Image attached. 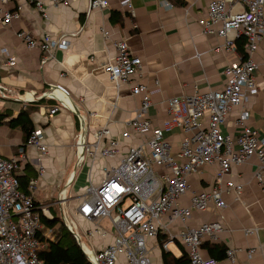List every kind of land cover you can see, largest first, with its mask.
I'll list each match as a JSON object with an SVG mask.
<instances>
[{"label":"built area","instance_id":"1","mask_svg":"<svg viewBox=\"0 0 264 264\" xmlns=\"http://www.w3.org/2000/svg\"><path fill=\"white\" fill-rule=\"evenodd\" d=\"M9 1L16 3L11 10L0 9V27L21 15L22 6L18 0H0L2 4ZM25 1L39 11L41 17H48L45 0ZM48 1L57 5L66 0ZM164 4L172 7L168 0ZM107 5L108 0H90L91 9H103ZM199 25L202 34L214 33L222 37L226 50L234 48L239 36L244 37V55L225 65L222 71L225 81L219 89L169 97L166 118L155 123L149 115L151 90L141 80L142 59L130 51L126 39H120L114 42L115 53L102 69L116 88L127 86L130 93L138 97L136 109L125 121L119 138L112 135L107 125L90 129L84 118L78 116L75 148L79 161L117 159L115 165L103 167L100 182H89L79 195L74 209L78 225L61 213L67 230L73 234L90 264H151L148 242L159 235L166 238L161 243L163 249H167L170 242L181 244L189 264H222L204 255L201 246L205 237L217 238L223 230L222 222L214 220L188 226L193 211L221 210L226 206L225 194L238 196L242 184L229 177L231 167L242 165L252 157L258 159L254 176L264 191V135H259L248 122L244 104L248 93L258 91L255 84L258 65L252 55L264 38V0H212L206 15L199 19ZM109 35V31L103 29V37ZM15 36L28 48H38L43 60L53 58L55 50L68 47L66 40L47 32L35 37L31 31L20 29L15 31ZM0 54L5 66L15 65L16 57L8 47H1ZM3 90L7 88L0 83V92ZM56 92L69 97L63 86L51 85L43 94L57 101L48 108L49 114L61 109L76 113L75 108ZM30 100L31 95L21 107L25 108ZM235 107H240L235 121L239 132L231 138L222 132L221 126ZM89 130H92V140L86 136ZM175 130L181 134L176 143L167 137ZM133 138L137 141L126 142ZM25 147L38 152L37 161L47 153L48 146L40 129L34 128L23 146L10 157L0 154V264H44L38 252L53 238L52 229L41 221L42 216L51 219L49 206L35 201L37 179L42 173L40 165L37 166L38 176L28 180L25 190L20 189L18 176L24 163L29 161ZM213 163L217 168L209 187L193 192L188 204H182L180 200L189 190L190 176ZM102 220H107L114 230L107 243L96 240L108 234ZM177 224L182 227H176ZM77 229L82 230L84 240L80 233L74 232ZM256 230L257 227H252L246 232ZM253 251L249 249L248 255ZM234 252V249H226L227 258L232 259Z\"/></svg>","mask_w":264,"mask_h":264},{"label":"crops","instance_id":"2","mask_svg":"<svg viewBox=\"0 0 264 264\" xmlns=\"http://www.w3.org/2000/svg\"><path fill=\"white\" fill-rule=\"evenodd\" d=\"M128 1L108 0L107 7L91 9L90 0H66L57 5L45 0L48 17L44 19L25 0H18L22 6L20 17L0 27V48L8 47L16 57L15 65L8 67L0 54V83L7 88L0 92V112L7 110L13 117L17 116L22 102L31 95L29 102L35 105L29 117L34 128L42 131L48 147L47 153L38 161V152L25 147L29 161L24 163L20 174L28 166L38 176L37 166L42 167L35 201L58 208L60 215L66 211L74 215L84 187L89 182H100L103 167L117 162V159L92 161L89 158L79 161L75 148L78 116L84 118L90 129L107 125L112 135L119 138L125 121L138 105V97L133 96L127 86L116 88L102 69L115 53L114 42L126 39L130 51L142 59L141 80L151 90L149 115L157 124L167 116L166 100L169 97L219 89L225 81L222 73L225 65L242 56L235 47L223 48L224 39L217 34L201 33L199 19L206 15L212 0H168L172 7L164 4L166 0ZM15 3L0 2V9L11 10ZM112 11L120 14L121 22L111 21ZM20 29L31 31L35 37L47 32L66 40L68 47L55 50L53 58L43 60L38 48H28L15 36V31ZM103 29L110 33L106 38ZM252 58L258 65L255 71L258 91L248 93L244 104L248 122L259 135H264V38ZM51 85H61L68 91L69 97L56 93L73 106L76 113L61 109L49 114L48 108L57 102L52 99V103L37 104ZM239 110L240 107L233 108L221 126L222 132L231 138L239 132V126L235 124ZM91 131L86 134L88 140H92ZM167 137L176 143L181 134L175 130ZM135 141L137 139L133 138L126 142ZM23 144L24 137L19 129L0 125V154L3 157H10ZM257 166L255 157L242 165L232 166L229 177L242 184L241 193L238 196L225 194L226 206L221 210L193 211L187 222L188 226L214 220L222 222L223 230L215 240L205 237L202 241L235 250L232 259L227 258L226 253L219 259L222 264H264V191L254 176ZM216 168L217 164L213 163L190 176V187L180 200L182 204H188L193 192L209 187ZM101 224L107 227L108 234L96 237V240L107 243L114 230L109 228L107 220H102ZM179 226L182 227L178 224L176 227ZM252 227L257 230L247 233L246 229ZM158 237L148 242L151 264H162V250L175 257L185 252L177 242H170L167 249H163ZM249 249H254L250 255ZM202 253L209 256L203 247Z\"/></svg>","mask_w":264,"mask_h":264},{"label":"trees","instance_id":"3","mask_svg":"<svg viewBox=\"0 0 264 264\" xmlns=\"http://www.w3.org/2000/svg\"><path fill=\"white\" fill-rule=\"evenodd\" d=\"M117 15V18H116ZM110 19L112 22H121L120 14L112 11L110 14ZM244 37L239 36L234 41L235 49L241 54L244 55ZM52 103V100L45 99L41 97L38 103ZM33 102H28V105L25 108H20L17 116H12L9 111L5 110L0 112V125H5L11 129H19L24 137V142L27 139V136L34 129L32 120L29 117L33 105L30 104ZM36 173L28 166L24 168V173L18 176L20 189L25 190L28 180L31 177H35ZM49 211L51 213V219H48L44 216L41 217V221L45 224L47 228L52 229L53 238L47 240L46 248L38 252L39 259L44 264H90L86 255L81 250L77 240L74 238L73 234L70 233L64 222L61 219L58 208L50 207ZM57 221L59 222L57 224ZM160 244L166 239L165 236L161 235L158 237ZM206 249L207 254L210 257L216 259H222L225 255L226 247L223 245L213 244L209 242L202 243L201 245ZM162 264H189L186 253L184 252L182 256L175 257L169 251H161Z\"/></svg>","mask_w":264,"mask_h":264},{"label":"rangeland","instance_id":"4","mask_svg":"<svg viewBox=\"0 0 264 264\" xmlns=\"http://www.w3.org/2000/svg\"><path fill=\"white\" fill-rule=\"evenodd\" d=\"M78 130H79V127H78ZM66 218L68 219V220H73V223L74 224H76L77 223V225L79 224V221H77V218H75V216L74 215H72V214H70L69 212H67L66 211ZM65 218V219H66ZM66 219V220H67ZM66 221L67 223H69L70 221ZM59 222L57 221V224H58ZM65 224V223H64ZM110 228V227H109ZM74 232H78V233H80L81 234V237H82V239L84 240V236H83V233H82V230H80V229H77V231H74Z\"/></svg>","mask_w":264,"mask_h":264}]
</instances>
